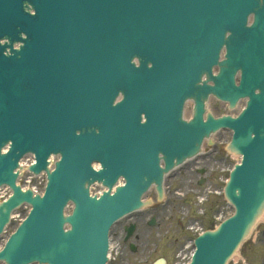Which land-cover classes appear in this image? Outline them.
Here are the masks:
<instances>
[{"label": "water", "instance_id": "water-1", "mask_svg": "<svg viewBox=\"0 0 264 264\" xmlns=\"http://www.w3.org/2000/svg\"><path fill=\"white\" fill-rule=\"evenodd\" d=\"M5 17L12 25L4 30L1 22L0 37L23 45L14 56L0 55V188L12 191L0 203V234L13 209L22 203L32 209L0 261L105 264L111 225L143 206L152 183L161 194L171 155L176 162L191 156L201 132L222 126L232 129L228 148L242 158L224 188L235 212L194 240L189 264H226L264 209V95L254 96L235 119H200L210 91L231 108L250 89H264V0H0ZM222 45L226 56L214 86H202L194 119L180 126L176 113L189 79L215 62ZM133 56L139 68L130 63ZM235 65L243 73L236 88ZM116 86L124 96L117 107L110 105ZM140 112L146 123L139 127ZM159 141L170 146L164 169L157 165ZM26 153L36 162L28 170L46 173L43 197L15 185ZM51 153L60 156L53 171L46 160ZM92 161L102 169L95 172ZM118 175L126 183L112 193ZM94 181L107 188L98 197L89 195ZM68 203L73 208L64 216Z\"/></svg>", "mask_w": 264, "mask_h": 264}, {"label": "rangeland", "instance_id": "rangeland-1", "mask_svg": "<svg viewBox=\"0 0 264 264\" xmlns=\"http://www.w3.org/2000/svg\"><path fill=\"white\" fill-rule=\"evenodd\" d=\"M214 112L216 114L219 112L224 113V110L222 108H214ZM225 136L228 135L220 136L219 139H223ZM236 161V157L225 156L224 163L217 164L218 168H214L216 164L212 163L200 165L199 169H203L204 174L196 173L199 170H195L190 175L186 174L177 181L166 179V196L162 202L163 213L160 216V220H168L166 223L169 225L155 229V225L150 228L142 223L146 221L150 214H155V207L154 209L145 208L141 212H137L141 220L140 223H137V230L133 240L137 250L133 253L121 243L120 236L124 221L120 222L111 231V242L116 249H113L114 252L112 253L115 259L111 260L109 264H152L155 261V257L162 254L166 255L170 264H183L186 262L192 250L190 241L196 237V233L200 231V228L213 229L219 223V220L213 219L214 217L223 219L232 213L233 209L226 202L221 191L224 180L228 176V170ZM201 178L203 182L199 185L198 182ZM182 185H185V188L180 189L179 187ZM187 188L191 192L187 193ZM203 195L208 198L207 201L200 204L197 196ZM151 196L152 193L150 194ZM13 226L14 222L9 227L8 233L12 231ZM191 227H193L192 230L190 229ZM195 230L198 231L195 232ZM5 235L0 239V245ZM135 238H137L136 241ZM155 246H158L156 254ZM236 261L232 260L230 264Z\"/></svg>", "mask_w": 264, "mask_h": 264}, {"label": "flooded vegetation", "instance_id": "flooded-vegetation-1", "mask_svg": "<svg viewBox=\"0 0 264 264\" xmlns=\"http://www.w3.org/2000/svg\"><path fill=\"white\" fill-rule=\"evenodd\" d=\"M222 156H213V153H208L201 155L199 158L195 159L189 165L185 166L181 171L177 172L172 176V178H177L183 173L194 172L198 170L199 164H217L222 162ZM197 173V171H196ZM183 177V176H182ZM163 210H161V206L156 200L155 197V229H160L161 227H167L166 222L161 221L160 216L162 215ZM135 220L140 222L141 218L136 217ZM168 231V230H166ZM159 234V233H156ZM125 238V237H124ZM126 245V243L124 242ZM129 248V244H127ZM158 252L157 246H155V254ZM161 256L155 257V260L159 259ZM164 264H169V260L165 258ZM233 264H264V221L259 223L255 228L253 235L249 238L247 242L244 243L243 247L240 250L239 259Z\"/></svg>", "mask_w": 264, "mask_h": 264}, {"label": "bare ground", "instance_id": "bare-ground-1", "mask_svg": "<svg viewBox=\"0 0 264 264\" xmlns=\"http://www.w3.org/2000/svg\"><path fill=\"white\" fill-rule=\"evenodd\" d=\"M188 105H192L191 103H189ZM185 180V179H184ZM185 181H187V180H185ZM183 188H185V185H182V186H180V189H183ZM233 256H236V252L233 254Z\"/></svg>", "mask_w": 264, "mask_h": 264}]
</instances>
